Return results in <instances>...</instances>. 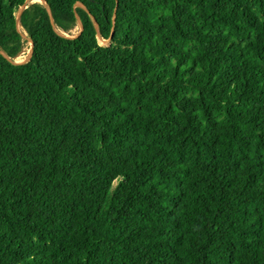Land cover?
Masks as SVG:
<instances>
[{
  "label": "trees",
  "instance_id": "1",
  "mask_svg": "<svg viewBox=\"0 0 264 264\" xmlns=\"http://www.w3.org/2000/svg\"><path fill=\"white\" fill-rule=\"evenodd\" d=\"M24 1L0 0V264H264V0H36L16 63Z\"/></svg>",
  "mask_w": 264,
  "mask_h": 264
},
{
  "label": "rangeland",
  "instance_id": "2",
  "mask_svg": "<svg viewBox=\"0 0 264 264\" xmlns=\"http://www.w3.org/2000/svg\"><path fill=\"white\" fill-rule=\"evenodd\" d=\"M34 1H36V0H27V3H31ZM19 13H20V11L17 13L18 16H19ZM57 31L62 35H65L68 37H75L80 33L81 25H80V22H78L76 27H74L69 32H63V31H59V30H57ZM18 35H19L21 41L23 42V47H22L21 52L16 57L12 58V60L16 63H29L30 59H31V44H30L29 38L25 35L24 31L22 30L21 25H18ZM98 39H99L100 45H102V46H109L110 45V42L108 39L102 38V37H100V35H98ZM26 59H28V60H26ZM118 180H119V178H118Z\"/></svg>",
  "mask_w": 264,
  "mask_h": 264
},
{
  "label": "water",
  "instance_id": "3",
  "mask_svg": "<svg viewBox=\"0 0 264 264\" xmlns=\"http://www.w3.org/2000/svg\"><path fill=\"white\" fill-rule=\"evenodd\" d=\"M42 2H44L45 4H47L48 5V7H50L49 6V4H48V2L46 1V0H41ZM27 0L26 1H24V3L22 4V6H21V8H20V13H19V16H18V18H17V28H18V25H20V16H21V14H22V12H23V10L26 8V6H27ZM50 13H51V10H50ZM94 23H95V26H96V28L98 29V27H99V25H98V23H97V21L94 19ZM80 25H81V31H80V33L82 32V30H83V27H82V24H81V22H80ZM79 33V34H80ZM78 34V35H79ZM77 35V36H78ZM113 36H114V26H113V28H112V31H111V35H110V37L108 38V40H109V42H110V44L112 43V38H113ZM76 37V36H75ZM100 37H102L101 35H100ZM0 51L3 53V50L0 48ZM10 60H12V58H10ZM13 61V60H12Z\"/></svg>",
  "mask_w": 264,
  "mask_h": 264
},
{
  "label": "bare ground",
  "instance_id": "4",
  "mask_svg": "<svg viewBox=\"0 0 264 264\" xmlns=\"http://www.w3.org/2000/svg\"><path fill=\"white\" fill-rule=\"evenodd\" d=\"M103 38V37H102Z\"/></svg>",
  "mask_w": 264,
  "mask_h": 264
}]
</instances>
